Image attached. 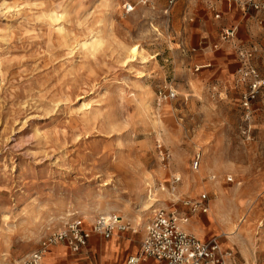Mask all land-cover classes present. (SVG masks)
<instances>
[{
  "label": "rangeland",
  "instance_id": "1",
  "mask_svg": "<svg viewBox=\"0 0 264 264\" xmlns=\"http://www.w3.org/2000/svg\"><path fill=\"white\" fill-rule=\"evenodd\" d=\"M245 64L264 82V31L233 0H0V264L106 207L117 247L57 244L53 264H118L160 210L264 264V85L244 107Z\"/></svg>",
  "mask_w": 264,
  "mask_h": 264
},
{
  "label": "built area",
  "instance_id": "2",
  "mask_svg": "<svg viewBox=\"0 0 264 264\" xmlns=\"http://www.w3.org/2000/svg\"><path fill=\"white\" fill-rule=\"evenodd\" d=\"M238 2L243 14L255 19L262 31H264V0H233ZM172 3V1L170 2ZM220 14L215 12V18ZM235 30L224 32L223 39L233 37ZM251 53H242L245 63L249 61ZM244 70L251 77L249 82V92L244 95V107H249V103L255 97L257 91L264 85L258 79L255 69L248 64L244 65ZM159 99H173L175 96L169 90L167 94L158 91ZM158 156L162 162L169 158L168 152L159 143L156 146ZM194 169L198 167V159L193 163ZM175 181H179L178 178ZM192 211L207 213V204L188 200L184 202ZM187 217L178 218L172 213L157 211L144 226L143 236L140 241V254L129 255L123 264H141L148 259L154 260L157 264H238L234 253L229 249H223L216 237L201 240L189 232L179 227L180 222L186 223ZM128 230L126 223L116 214L108 216H98L90 227H84L77 221L70 222L65 229L45 238L40 247L34 250L26 258L23 264H45L44 257L49 247L63 244L72 253H78L83 248L89 238L100 235L104 239H109L114 232H125Z\"/></svg>",
  "mask_w": 264,
  "mask_h": 264
},
{
  "label": "crops",
  "instance_id": "3",
  "mask_svg": "<svg viewBox=\"0 0 264 264\" xmlns=\"http://www.w3.org/2000/svg\"><path fill=\"white\" fill-rule=\"evenodd\" d=\"M228 2V6L230 7V2L229 1H227ZM212 10V12H217V13H219L220 14V11L218 10V8H217V6H216V2L215 3H212L211 5H209V10ZM253 19V18H252ZM255 20V19H254ZM229 30H232V29H229ZM186 228L189 230V231H192V232H194L196 235H197V237L199 238V239H201V237H199V235L197 234V230H195V229H193L192 227H191V225H190V222H188V224H187V226H186ZM119 234L120 233H118V232H114V234L109 238V239H105V240H107L106 241V243H105V246L111 241V239L113 238V236L115 235V237H116V241H115V244H116V247H117V240H118V238H119ZM200 234H203V233H200ZM142 236H143V234H142ZM92 237H95L96 239H99V238H103L102 236H100V235H97V234H95V235H93V236H91V238ZM141 239H142V237H141ZM92 240V239H91ZM90 239L87 241V242H89L88 243V246H87V248L89 247L90 249L93 247V244H90V241H91ZM103 240H104V238H103ZM201 240H206V239H201ZM141 241V240H140ZM58 246H60V245H55V246H51V249L49 250L48 249V252L46 253V255H45V257H44V263L45 264H48L47 263V258L49 257V255L48 254H51L52 253V249H53V261H52V264L54 263V261H55V259L56 258H60L62 255H64V254H66V250H68L67 248H65V247H62V246H60L61 248H62V250H61V252L58 254V252H57V248H58ZM86 247V245L83 247V248H85ZM66 250H65V249ZM83 248H81L80 249V251L79 252H81V250L83 249ZM106 250V249H105ZM138 250L139 249H137V251L135 252V253H131V254H126V255H124L122 258H120V260H119V263L118 264H123L124 262H125V260H126V258L129 256V255H135V254H137V252H138ZM70 251V250H69ZM107 251V250H106ZM114 251V249L112 250V251H108V252H110V253H112ZM78 252V253H79ZM64 253V254H63ZM72 253V252H71ZM73 254H76V253H73ZM141 264H157V262L156 261H154V260H151V259H148L147 261H145V262H143V263H141Z\"/></svg>",
  "mask_w": 264,
  "mask_h": 264
},
{
  "label": "bare ground",
  "instance_id": "4",
  "mask_svg": "<svg viewBox=\"0 0 264 264\" xmlns=\"http://www.w3.org/2000/svg\"><path fill=\"white\" fill-rule=\"evenodd\" d=\"M94 39V38H93ZM128 50L126 51V52H128L129 53V55L131 54L132 56L130 57L131 58V60H132V58H134V56L136 55V53H137V49H136V47H129V48H127ZM149 185V184H148ZM100 212H102L103 214H105L106 216H108V214L110 213V212H112V208L111 207H106V208H104V209H102ZM101 214V213H100ZM121 217V216H120ZM122 221V220H121ZM188 222L189 221H187L186 223H184V222H180L179 223V227L181 228V229H183L184 231H186V232H192V231H189L187 228H186V226H187V224H188ZM143 224V223H142ZM238 229V226H235L229 233H228V235L230 236V237H234V235L236 234V230ZM194 233V232H193ZM196 235V234H195ZM233 235V236H232ZM196 237H197V235H196ZM198 238V237H197ZM137 254H140V252L139 253H137Z\"/></svg>",
  "mask_w": 264,
  "mask_h": 264
}]
</instances>
